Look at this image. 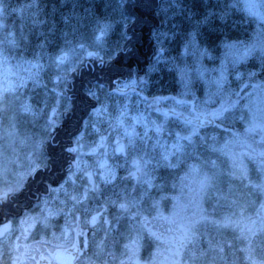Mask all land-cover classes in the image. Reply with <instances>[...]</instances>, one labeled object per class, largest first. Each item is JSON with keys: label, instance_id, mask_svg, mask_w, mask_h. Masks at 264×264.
<instances>
[{"label": "snow or ice", "instance_id": "6c2138e0", "mask_svg": "<svg viewBox=\"0 0 264 264\" xmlns=\"http://www.w3.org/2000/svg\"><path fill=\"white\" fill-rule=\"evenodd\" d=\"M66 4L67 0H61L62 6ZM136 4L145 5V0H136ZM131 6H133V0H116L117 14L100 17L87 9L84 12H76L77 5L73 0V11L61 17V22L65 26L61 28L55 20H49L44 14L46 7L44 0H24L12 9L18 13L17 19L20 25L17 26L16 22L10 24L8 21L5 10L9 8V3L7 0H0V64L8 65L11 60H15L16 67L23 69L24 73H18L17 82L12 84L7 83L8 71L5 72L6 84L0 90V113L5 116L11 113V121L16 123L31 117L37 126V130L33 131L31 141L34 147L37 143L39 144L40 151L38 155L33 153L34 159L29 165L27 175H33L37 170L47 167L46 148L49 141L54 139L58 127L54 118L51 120L46 118L49 111L55 113L57 109L49 104L46 98L34 99L29 95V81L35 83L45 69L52 72L54 67L59 68L69 58L70 51H75L77 48L85 53V57L80 58L78 66L74 65L75 72H78L89 61L92 63L98 61L103 64L105 54L101 55V52L104 51L105 45H109L117 25L123 26V30L118 38L115 51L125 50L119 46V41L129 39L127 25L132 20L127 15V10ZM145 6L150 7L162 17V27L170 24L176 17H183L190 26L191 30L182 34L178 32L179 25H171L163 31L157 30L156 40L158 44H161V51H163V43L170 39H180L184 44L185 54H188L189 49L193 50L192 55L197 59L194 71L201 79L208 71L202 66V58L219 61V68L211 70L219 72L218 78L212 81L216 92L209 94L204 104L214 102L213 95L220 98L219 107L212 110L213 119L209 123H212L213 127L220 132V139L223 143H218L215 135L209 136L207 132L202 134L204 121L189 128L188 126L192 125L193 121L185 117L183 113L176 112L174 108L161 112L157 121L151 122V128H146L142 133L138 132L137 125L140 124L142 118L139 115L129 116L122 109H110L100 99V93L103 92L105 86L97 83L85 90V94L96 104L89 114V123L84 124L83 129L86 133L87 128L92 127L90 122L93 113L106 115L108 128L94 130L93 135L98 139L91 140L89 145L82 143L83 135L79 131L64 149L68 156L75 154V167L80 169V175L73 172V165L68 162L66 176L74 175L75 180L66 179L65 176L55 183L57 188L49 185L42 193L44 196H50L58 189L62 190L65 196L64 201L62 204L57 202L52 208H48V200H43L45 210L39 216H32L24 210L23 216L9 218L12 212L9 205L13 197L22 190L25 181L22 176L12 182L5 181L3 187H0V219L5 222L3 229L5 235L8 234L10 222L17 218H20L21 224H27L29 228H40L45 232L53 230V235L55 230H61L56 217L66 219L71 216L73 222H78L82 228L90 226L94 228L99 222L110 223L100 214L99 209L94 213L84 208L85 204L95 199L96 194L100 192L96 181L97 171L91 166L81 168V149L85 147L88 148L85 155L103 157L96 162L99 179L103 184L111 185L114 189L105 200V205L117 210V218L127 213L130 206L137 209L136 214L129 219L125 232L120 234L121 241L127 239L131 242L124 244V248L128 249L133 246L134 254L135 250L140 247L150 250L161 238L156 232L142 236L134 221H138L144 213L151 215L153 212L162 220L171 219V217H165L160 211V200L167 199L163 194L168 191V182L172 176L171 172L167 171L168 169L186 168L187 172L184 177H181L182 181L195 176L201 190L214 189L221 196H224V193L220 185L225 176L248 180L249 189L254 194L264 197V81L260 84L252 83L250 86L253 91L246 97L233 93L227 87L229 76H234L236 80L246 77L248 81L264 77V0H244L243 9L246 15L242 16L240 24H237L235 20L238 0H217L216 3H212V0H146ZM89 17H92L91 21ZM245 21L249 24L258 22V31L250 40L241 41L238 37H233L231 33ZM205 31L216 34V40L211 44L203 40ZM57 39L63 43L54 48ZM236 47L243 48L244 52L242 56L230 62L231 68L229 69L228 50ZM221 48L225 50L222 55H212V51L219 52ZM249 61L252 66H245L241 71L240 65ZM180 71L181 83L185 89L184 94L191 95L195 99L196 84L190 79H185L186 68ZM54 79L55 87L52 94L57 95L56 88H59V96L65 97V86L69 84L67 76H61L57 72ZM144 86L148 87V82H145ZM248 86L245 84L244 88ZM115 88L118 92L123 91L119 82H116ZM233 95L236 99H232ZM242 99H247L248 103L241 106ZM177 103L186 102L178 101ZM60 109L63 110L62 114L68 110L67 103L62 101ZM192 109L196 111V103L192 104ZM169 116H175L176 121H170ZM37 117L45 118L43 125L39 124ZM238 123L243 125L241 131L235 130ZM177 128L178 131L174 130ZM113 131L120 137L115 139L114 143ZM150 133L158 138L157 143H159V138L165 135L172 138L171 150L166 148L163 153L155 151L153 154ZM225 136L229 138L224 139ZM233 138L241 139L246 150L240 153L231 151L229 146L233 143ZM210 140L212 143H209ZM109 148L111 155L108 154ZM213 156L215 159L212 158ZM109 160H113V163L109 164ZM5 163L12 164L11 161H5ZM121 168L127 173L126 177L117 175ZM158 168L166 173L158 176L159 183H154L151 179L145 180L146 187L143 192H140L138 187L133 189L134 198L126 187H119V190H116L119 185L126 184L131 187L132 181L139 183L141 177L150 175L149 169L155 173ZM4 171L8 174L7 167ZM252 174H254V179ZM67 186L72 187L71 192L65 190ZM172 187L174 188L175 184ZM149 189L155 191L160 196V200L154 199ZM36 202H41V195L36 197ZM260 208L264 211V203L260 204ZM77 212L80 213L79 216ZM201 219L208 221L206 216ZM230 222L229 216L211 221L212 224H219L222 227H226ZM198 223L199 221H191L188 224L187 233L182 238V246L183 241L191 243L195 239ZM240 242L244 245L242 251L245 253L247 264H264V223L258 228L249 230L240 238Z\"/></svg>", "mask_w": 264, "mask_h": 264}, {"label": "rangeland", "instance_id": "374dc122", "mask_svg": "<svg viewBox=\"0 0 264 264\" xmlns=\"http://www.w3.org/2000/svg\"><path fill=\"white\" fill-rule=\"evenodd\" d=\"M9 3V8H7L6 15H8L9 23L16 22L17 26L20 25V21L17 19L18 13L12 11L13 8L17 7L20 3H23L24 0H7ZM77 7L75 9L76 12H84L85 9L95 13V15L104 17V16H113L116 15V0H74ZM217 0H212V3H216ZM243 2L244 0H238V7L236 9L235 20L237 24H240L242 16L246 15V12L243 9ZM46 5L44 9V14L49 18V20H55L59 27L64 28V24L61 22V17L63 15H68L73 11V0H67L66 6L61 5V0H44ZM111 3V7L109 4ZM92 17H89L91 21ZM162 19V17H161ZM171 25H179L178 32L183 33L185 31H190V26L183 17H176L173 19L170 24H165L163 27L161 26L158 29L153 31L154 39L157 45L160 48V53L154 59L152 64L147 68L145 76H142L140 79H131L126 82L120 83L121 88L123 89L122 92L118 91H110L104 88L103 92L100 93V99L103 103L108 105L110 109L115 110H124L129 116H136L139 115L142 119L139 125H137V131L139 132L140 129L143 131L146 128H151L148 116L152 113L150 107H146L145 97L151 98L154 97L158 101V107L161 108L162 106L167 108H176L183 114H190L192 109V104H197L196 110H201L203 113L211 114L214 108L219 107L220 98L218 96L213 95L212 99L214 102L204 104V101L208 99L209 94H214L216 92L215 84L212 83L213 80L218 78L219 72L211 71L213 68H219V61H211L207 58H202L201 63L204 69L208 71L201 79L198 74L194 71V65L197 63V59L195 56L192 55V49L188 50V54H185L184 44L181 42L180 39L177 40H168L166 43H163V51H161V44H158L156 40V33L157 30L163 31L165 28ZM68 30V29H66ZM115 33H113L109 45H105L104 51L101 52V55L105 54V58L112 57L115 54V49L117 47V41L120 36L121 31L123 30V26L117 25L115 28ZM258 31V22H254L252 24L247 23L246 21L241 24L238 29H235L231 34L233 37H238L241 41H248L252 38L253 34ZM203 40L206 41L208 44H211L212 41L216 40L215 33H209L205 31ZM123 40L119 41V44ZM63 41L57 39L54 45L55 47H59ZM216 43H219L216 41ZM224 49H220L219 52L212 51V55H222L224 53ZM106 52V53H105ZM244 49L240 47L232 48L228 50V58H229V69L231 68V61L243 55ZM85 53L81 52L78 48L75 51H70L69 58L61 65L59 68H53L52 72H48L45 69L44 72L40 74V77L37 79L35 83L29 81V88L28 94L33 96L34 99H41L46 98L49 104L53 105L57 109L55 113L49 111L47 114V119H55L56 117H60L61 113L63 112L60 109V103L66 102L67 108L70 107V101L68 98L60 97L59 96V88H56L57 95L52 94V90L55 87V74L59 72L61 76L67 75L70 71L73 70L74 65L79 64L80 58H84ZM251 67V63L243 62L240 67L241 71L244 70V67ZM187 69L185 79L192 80L196 84V95L195 99L191 95H186L185 89L183 84L181 83V69ZM8 71V81L7 83L15 84L17 82V74H24L23 69L16 67V61L11 60L8 65L0 64V90L5 86V72ZM145 82H148L149 86L145 87ZM252 83L260 84L262 81L254 80L248 81L247 78H243L242 80H236L234 76H229V84L227 87L233 92L238 93L242 97H246L248 93L253 91L252 87L250 86ZM248 84L247 88H244V85ZM102 85V84H100ZM104 86V85H102ZM127 86V87H125ZM95 90V89H94ZM23 91V89L21 90ZM11 99V96H10ZM232 99H236V96L233 95ZM178 101H185L184 104H178ZM247 99H242L240 101L241 106L247 104ZM189 105L191 109L189 108ZM95 106V105H94ZM93 106V107H94ZM92 107V109H93ZM99 107V105H97ZM91 109V111H92ZM90 111V112H91ZM247 111V109H245ZM85 116L82 120V124L80 129L81 134L83 135L82 143L84 145H89L91 140L98 139L93 135L94 130H99L101 128L107 129L108 128V117L106 115H99L93 113V118L91 120L92 127L87 128V132H84L83 125L89 123V114ZM158 118L161 116V111L159 110L158 114H155ZM39 120V124H44V117H37ZM162 119V117H161ZM169 120L175 122L174 118L169 116ZM11 122V126H10ZM241 124V123H240ZM243 126V125H241ZM190 128V127H189ZM37 130V126L35 125L32 118L29 117L27 120H21L18 123L11 121V113L8 116L0 113V187H3V183L5 181L12 182L19 179L21 176L25 179L28 175V168L30 163L33 161L34 156L33 153L35 152L37 155L40 151V146L37 143L36 146H33L31 141V137L33 131ZM174 130H179L174 129ZM77 132V133H78ZM114 132V131H113ZM207 132L209 136L215 135L217 137L218 143L222 144L223 140L220 139V132H218L214 127H210L206 130H202V134ZM76 133V134H77ZM229 137L225 136L224 139H228ZM39 139V137H37ZM157 137L152 136L151 138V148L153 150V154L155 151H159L163 153L165 149L171 150V146L173 143L172 138H169L165 135L162 138H159V143H157ZM209 143H212L210 140ZM75 146V145H73ZM230 149H236V153H240L246 150L245 145L242 143L241 139L233 138V143L229 146ZM88 148L81 149V168H86L91 166L92 169L97 171L96 181L98 187L101 189V184H103L99 179V169L97 167V161L103 159L102 156H88L85 155L87 153ZM75 155V154H74ZM73 155V172L76 175H80V169L75 167V159ZM111 155V154H109ZM47 158V156H46ZM215 159V156L212 157ZM5 161H11L12 164H6ZM109 164L113 163V160L108 161ZM122 163V162H120ZM7 167L8 174H5L4 168ZM123 168L119 169L117 175L123 172ZM168 172L173 173L174 171H180L181 173L186 174L187 169L177 170V169H168ZM150 175L143 176L144 179H151L153 182L159 183L158 176L161 174H166L161 171V169H157V172L152 173L151 169H149ZM66 176V175H65ZM64 176V177H65ZM75 180V176L68 174L66 179ZM252 178L254 179V174H252ZM196 180L191 178L192 184L196 188V192L194 190H187L183 188L184 196H179L177 202V209L174 207V199H173V206L171 210H168L164 216H172L174 223H179L187 227V225L191 221H199L197 225L196 236L199 237L203 236H211L216 234L218 230L215 227V224H212V220H219L216 219L218 217H212L207 214V211H200L201 205L198 204L200 199L208 198L209 200L216 201L218 194L214 189H204L198 187L197 178ZM79 182L77 181V184ZM249 183L248 180H241L237 177H227L223 178V182L220 185L223 189L224 196H227V199L224 200L228 203V208L223 209L220 208L222 212H230L236 209L247 208L250 209L251 207V199L254 201L252 202L253 208L258 210L256 203H258V198L256 195L251 196V191L247 186ZM53 188H57V186H52ZM190 187V186H189ZM67 192L72 191L71 186H67L65 189ZM195 192V193H194ZM229 192H233V195L230 198ZM217 193V194H216ZM250 194V195H249ZM132 197H135V192L131 193ZM218 195V196H217ZM107 195L101 194V192L96 194L95 199L90 200L88 203L85 204V209H90V204L92 209L99 204L100 202H104L107 199ZM194 197V198H193ZM259 199L264 200V197L258 196ZM48 200V208H52L57 202H62L65 199V196L62 194V190H57L53 192L50 196L41 197V202L35 203L34 206L28 211L32 216H39L45 210V205L43 200ZM94 201L95 203H93ZM170 204V201H169ZM131 207V206H130ZM134 211H137L135 207H131ZM175 212V215H173ZM164 213V212H163ZM46 214V213H45ZM143 215H148L144 213ZM142 215V216H143ZM206 216L208 221L201 219V217ZM154 217V216H153ZM55 219H60L56 217ZM62 219V218H61ZM116 219L127 221L129 220L128 212ZM172 219V218H171ZM66 220V219H65ZM212 224V225H210ZM26 232L30 237H37L42 235H50L53 234V230H48L45 232L43 229L40 228H29L27 224H21L20 218H18L15 222H13L9 226L8 234L5 235L4 231H0V255L2 251L5 249H9L13 247L12 240L14 237H21L23 232ZM219 232V231H218ZM187 230L184 231V235H186ZM220 233V232H219Z\"/></svg>", "mask_w": 264, "mask_h": 264}, {"label": "flooded vegetation", "instance_id": "af4514ba", "mask_svg": "<svg viewBox=\"0 0 264 264\" xmlns=\"http://www.w3.org/2000/svg\"><path fill=\"white\" fill-rule=\"evenodd\" d=\"M83 66L86 69V73L89 72L88 69H91L90 72L94 71L96 74L99 73L98 71L100 70V67L97 66L98 68L95 69V66L90 61L86 62ZM139 75V71H134L131 76L120 81L119 84L136 78L141 80L142 77ZM97 76L99 77L101 74L99 73ZM116 82L118 81L114 80L115 85ZM97 83L104 85L102 82H95L93 86ZM105 88L108 89L106 86ZM113 90L116 91V88L113 87L110 89L111 92ZM66 97L71 99L73 96L66 90ZM145 98L146 107H150L152 111L148 116L149 124L152 127L151 122L157 121L155 114H158L159 112L158 101L154 99V97ZM189 108L191 109L190 105ZM90 110L87 112L86 116ZM175 110L176 112L181 113L177 109ZM183 115L193 119L200 116L212 117L211 114L203 113L201 110L193 111V109H191L190 114ZM170 117L176 120L175 116ZM196 125L199 124L193 122V124L188 127L191 128ZM210 127H213V124L204 125L202 130H206ZM139 132L142 133L144 131L140 129ZM112 135L113 143L115 139L120 138L115 131L112 132ZM149 135L151 138L154 136L152 133ZM71 139L72 138L64 142V147L71 142ZM230 150L234 151L232 149ZM108 154H111L110 148ZM71 159V164L73 165V157ZM171 174L173 175V173ZM181 175L184 177L183 173ZM34 176L35 174L31 175V179L25 181L27 188L22 190L23 192H28V186L34 182L36 183V181L32 180ZM118 176L126 177L127 173L123 171L121 175L118 174ZM191 178L196 180L195 176L185 179L183 183L185 186L184 189L185 191L189 189L196 192V188H192V186L194 187V184H192ZM41 180L42 178H40L37 184ZM56 180L57 182L60 181L58 178ZM145 180L147 179L141 177L139 183H137V181H132L131 187L126 184L119 185L116 190H119V187H126L131 194L134 192L133 189L138 187L140 192H143V189L146 187ZM154 183H156V181ZM172 185L173 181L171 178L168 182V191L163 194L167 197V199L164 200H160V196L152 189H149L153 198L160 200L161 212L166 213L168 210L172 209L174 191ZM101 186L100 192L103 195L109 196L111 192L114 191L111 185L101 184ZM198 187L200 188L199 183ZM229 195L231 198L233 192H229ZM252 195H256L258 198V203H256L258 210L256 209L255 211L253 208L254 206L252 202L254 200L251 199V207L248 210L246 209V213L239 208L230 212H224L223 215L229 216L231 222L226 227L215 224L217 230L220 229L218 230L220 233L217 231L216 234L211 236L201 235L199 237H197L195 233V239L191 243L183 241V246L182 238L185 236L184 231L187 230L186 226L174 223L173 219L162 220L155 212L149 216H141L138 221H134L140 234L143 236L151 232H156L160 234L161 238L150 250L140 247L138 250H135V254L133 246H130L128 249L124 248V244L131 243L129 240L125 239L121 241L120 234L125 232L129 220L122 221L116 219L118 215L117 210L114 208H108L105 205V201L100 202L98 200L99 204H97L96 207L93 205V209L91 207L92 204H90V209L88 210L95 213V211L99 209L100 214H102L104 219L108 220L110 223L99 222L98 226L94 228L91 226L82 228L79 226L78 222L74 223L72 217L68 216L66 217V220L61 218L57 219L61 226V230H55L54 235L45 234L37 237H30L24 231L21 237L16 236L11 239L12 244L14 245L13 247L2 251L0 255V264H122V262L123 264H247L245 253L242 251L244 245L240 242V238L247 234L249 230L258 228L264 223V211L260 208V204L264 203V200L259 199L258 195L254 194V192H251V196ZM41 197H44V195ZM226 199L227 196H218L216 201H212L204 197L200 199V202L198 201V204L204 208L208 205L207 207L212 206L216 210H220V208L226 209L228 208L226 207L228 206V203L224 201ZM16 200L17 202H23L25 199H21L18 196L16 197ZM92 202L95 203L94 201ZM16 207H18L19 215L23 216V211L25 210L23 209V206L16 203ZM136 212L137 211H134L130 207L128 211L129 218L134 216ZM79 215L80 213L77 212V216ZM16 220L11 221L10 225ZM4 223L5 222L0 219V231L4 229ZM81 232L83 234H80ZM133 236H135V233H133ZM56 251L61 252V254L56 256Z\"/></svg>", "mask_w": 264, "mask_h": 264}, {"label": "trees", "instance_id": "16d2710c", "mask_svg": "<svg viewBox=\"0 0 264 264\" xmlns=\"http://www.w3.org/2000/svg\"><path fill=\"white\" fill-rule=\"evenodd\" d=\"M145 5H137L136 0H133V6L127 10V15L132 20L127 25V36L129 39L126 41L123 40L119 44L125 50L116 51L113 57L105 58L103 64H100L98 61L95 63L91 62L95 66V69L100 67L98 72L101 76L98 77L97 74L99 73L96 74L94 71L90 72L91 69H88L89 72L86 73L84 66L78 72L73 70L66 75L69 84L65 88L73 97L69 99L70 107L68 110L64 111L63 114L61 113L60 117H56L58 127L54 139L49 141L46 148L47 167L35 172L32 180L36 181V183L34 182L28 186V192L22 191L27 188L24 184L22 190L13 197L9 205L12 209L10 217L12 215H19L16 203L22 205L23 209L30 210L36 203V195L42 196L47 186L55 185L57 182L56 179L61 180L66 174L72 156H68L63 144L78 132L87 112L95 105L94 100L85 94V90L93 86L95 82H102L107 88L112 89L115 87L114 80L120 82L131 76L134 71H139V76H142L160 53L159 46L153 40L152 32L162 26V19L161 16ZM256 80L264 81V77H257ZM241 125L238 123L235 130L241 131L243 128ZM181 177L183 175H181L180 171L173 172L171 176L173 184H175L173 197L176 198L174 199L176 201L179 199V196H184L181 190L185 186L183 185L184 180L182 181ZM40 178L42 180L37 184ZM30 179L31 177L29 176L27 180ZM18 196L25 200L23 202H17L16 197ZM177 204L176 202L174 203L176 209ZM206 210L209 216L218 217L216 219L222 217L219 216V211L215 210L212 206L207 207Z\"/></svg>", "mask_w": 264, "mask_h": 264}, {"label": "water", "instance_id": "95a60500", "mask_svg": "<svg viewBox=\"0 0 264 264\" xmlns=\"http://www.w3.org/2000/svg\"><path fill=\"white\" fill-rule=\"evenodd\" d=\"M164 111H167V109H163V112ZM191 120H193L195 123H200V121H204L205 122L204 125L212 124V123H209L210 121H212V119L211 118H206V117H201V118H198V119H191ZM59 254H61V252L56 251L55 255L57 256Z\"/></svg>", "mask_w": 264, "mask_h": 264}, {"label": "bare ground", "instance_id": "6f19581e", "mask_svg": "<svg viewBox=\"0 0 264 264\" xmlns=\"http://www.w3.org/2000/svg\"><path fill=\"white\" fill-rule=\"evenodd\" d=\"M152 37H153V40L155 41V39H154V35H153V32H152ZM157 44V43H156Z\"/></svg>", "mask_w": 264, "mask_h": 264}]
</instances>
